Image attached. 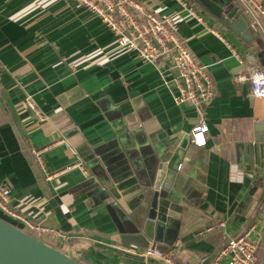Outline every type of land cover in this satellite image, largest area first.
<instances>
[{
  "label": "crops",
  "instance_id": "crops-1",
  "mask_svg": "<svg viewBox=\"0 0 264 264\" xmlns=\"http://www.w3.org/2000/svg\"><path fill=\"white\" fill-rule=\"evenodd\" d=\"M137 1L174 19L178 36L207 67L214 98L199 108L175 105L169 58L151 65L135 52L117 51L99 17L73 0H0V185L13 210L55 233H31L20 220L1 212L0 218L84 264H165L123 246L132 220L113 208L106 191L126 161L125 152H137L136 161L143 164L145 145L154 153L175 151L187 139L171 184L183 211L166 226L178 237L169 248L179 247L178 260L199 264L251 226L248 237L259 245L264 143L255 141L254 125L264 121V99H250V84L241 78L264 70V44L253 33V40L245 41L198 0L185 1L205 25L175 0ZM207 1L237 8L235 0ZM27 100L44 121L26 109ZM201 114L208 132L205 146L197 147L191 131ZM45 147L46 172L59 173L51 179L30 158ZM75 162L86 168V176L65 171Z\"/></svg>",
  "mask_w": 264,
  "mask_h": 264
},
{
  "label": "built area",
  "instance_id": "built-area-1",
  "mask_svg": "<svg viewBox=\"0 0 264 264\" xmlns=\"http://www.w3.org/2000/svg\"><path fill=\"white\" fill-rule=\"evenodd\" d=\"M78 7L97 15L101 23L110 30L114 36L116 50L131 51L138 55L143 63L156 65L163 57H168L175 75L172 78L174 93L172 100L175 105L191 104L195 108L207 105L215 96V84L206 66L201 65L190 52L184 40L177 34L176 22L173 18H161L152 10L137 0H73ZM183 11H187L190 18L205 25L201 14L188 5L185 0H175ZM236 10L246 16L251 32L260 38L264 44V5L261 0H235ZM212 35L223 41L222 37L212 28ZM229 47V46H228ZM232 51V50H231ZM233 53V51H232ZM234 56L239 60L237 54ZM250 84L251 95L256 99H264V70L256 69L247 77L241 78ZM26 109L42 122L45 117L41 115L32 101H26ZM191 140L197 147H204V135L208 132L205 117L201 114L191 131ZM49 149L45 147L31 152V157L39 170L46 178L51 179L59 173L48 174L43 162V154ZM79 170L84 176L86 168L81 162H75L66 167L65 171ZM0 212L14 220L22 221L31 233L55 232L40 225L30 223L9 206L8 192L5 186L0 185ZM220 222L218 228H223ZM253 231L249 227L245 233L238 237L229 238L222 245L215 259L210 264H260L256 254L257 244L251 241L248 234ZM62 240H70L67 235H59ZM179 247H172L160 252L149 247L142 252L146 258H155L165 264H191L180 261ZM264 264V263H262Z\"/></svg>",
  "mask_w": 264,
  "mask_h": 264
},
{
  "label": "water",
  "instance_id": "water-1",
  "mask_svg": "<svg viewBox=\"0 0 264 264\" xmlns=\"http://www.w3.org/2000/svg\"><path fill=\"white\" fill-rule=\"evenodd\" d=\"M198 1L245 41L253 40L244 14L232 7L224 9L207 0ZM253 98L251 95L250 99ZM254 130L255 141L264 143V121L256 123ZM186 145L187 139H184L179 149L158 153L145 145L141 149L143 164L136 161L137 152L135 155L124 153L126 161L121 164L119 173L111 176L106 191L107 197L115 202L112 204L113 208L118 206L132 220L131 231L122 235L123 246L146 250L152 242L156 250L165 252L177 241V232L166 226L169 219L179 220L183 211L172 193L171 184ZM260 147L262 148V144ZM214 258L215 255L199 264H210ZM0 264L84 263L0 218Z\"/></svg>",
  "mask_w": 264,
  "mask_h": 264
},
{
  "label": "trees",
  "instance_id": "trees-1",
  "mask_svg": "<svg viewBox=\"0 0 264 264\" xmlns=\"http://www.w3.org/2000/svg\"><path fill=\"white\" fill-rule=\"evenodd\" d=\"M30 158H31V161H33V158L31 156ZM256 254L258 256L259 263L260 264L264 263V236H263L262 242L259 245H257Z\"/></svg>",
  "mask_w": 264,
  "mask_h": 264
}]
</instances>
